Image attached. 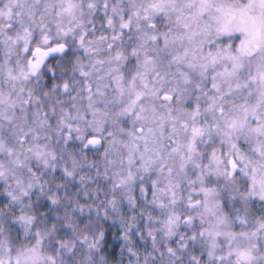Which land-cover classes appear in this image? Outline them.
I'll use <instances>...</instances> for the list:
<instances>
[{"label":"snow or ice","instance_id":"6c2138e0","mask_svg":"<svg viewBox=\"0 0 264 264\" xmlns=\"http://www.w3.org/2000/svg\"><path fill=\"white\" fill-rule=\"evenodd\" d=\"M0 264H264V0H0Z\"/></svg>","mask_w":264,"mask_h":264}]
</instances>
